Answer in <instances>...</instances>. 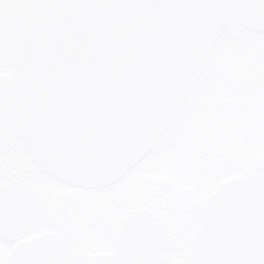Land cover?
I'll return each instance as SVG.
<instances>
[{
  "label": "water",
  "instance_id": "water-1",
  "mask_svg": "<svg viewBox=\"0 0 264 264\" xmlns=\"http://www.w3.org/2000/svg\"><path fill=\"white\" fill-rule=\"evenodd\" d=\"M228 18L226 0H30L16 72L0 73V158L20 138L60 180H119L169 128ZM40 194L0 185L6 264H164L167 224L148 206L121 221L113 251L93 253L67 227L28 236ZM180 264H264V176L219 183Z\"/></svg>",
  "mask_w": 264,
  "mask_h": 264
},
{
  "label": "rangeland",
  "instance_id": "rangeland-1",
  "mask_svg": "<svg viewBox=\"0 0 264 264\" xmlns=\"http://www.w3.org/2000/svg\"><path fill=\"white\" fill-rule=\"evenodd\" d=\"M29 1L0 0V73L16 71ZM226 6L227 24L195 88L154 148L122 179L98 188L64 182L34 162L22 139L2 156L0 185L19 176L41 189L38 217L29 236L59 227L58 221L66 225L65 206L54 207L69 190L84 191V202L71 211L80 219L79 245L91 251L112 250L121 219L134 205L156 206L153 190L164 180L173 184L177 198L193 206V213L170 215L169 231L175 240L163 253L164 264H173L193 247L204 203L224 177L236 172L264 176V0H226ZM246 76L254 77L258 85L248 89L243 83ZM222 133L224 140L215 146ZM196 148H229L230 155L224 165L215 164L217 156L214 163L204 164ZM51 217L56 221L51 222ZM12 246L0 239V264L7 263Z\"/></svg>",
  "mask_w": 264,
  "mask_h": 264
},
{
  "label": "flooded vegetation",
  "instance_id": "flooded-vegetation-1",
  "mask_svg": "<svg viewBox=\"0 0 264 264\" xmlns=\"http://www.w3.org/2000/svg\"><path fill=\"white\" fill-rule=\"evenodd\" d=\"M254 62H257V58H254ZM252 65L247 66V72L251 73L252 71ZM246 78H251L256 80L254 77L252 76H246L243 80V83L247 84V88L248 89H252V87H256L258 85V81L256 86H252L250 85L247 81ZM224 140V133H222L221 137H218L216 140H214L215 146H219V143L222 142ZM198 151H200V158L202 159L203 163L205 164L207 161L209 163H214V157L217 156L219 158L218 162H216L215 164L217 165H224V161L225 159H227V157L230 155L228 149H223V148H196ZM222 159V160H221ZM234 160V164H236V159L235 157L233 158ZM148 168V167H146ZM245 174H252V172H245V173H230L228 174L226 177H224L221 181H223L226 178L232 177V176H236V175H245ZM16 178H20L19 176H17ZM21 179V178H20ZM23 179V178H22ZM23 180H28L26 178H24ZM220 181V182H221ZM219 182V183H220ZM165 188H168V191H165ZM162 192V193H160ZM159 193L161 194L159 196ZM153 194L156 196L157 198V204L155 206V204H151V203H145V204H139V205H146L148 206L151 210L154 211V213L156 214H160L166 224H167V239L163 248V252L166 248H168V243L170 240H175L174 236H170V231H169V224L172 220V218L170 217L171 214L176 213V212H186V214L189 213H193V206L192 205H188L186 204L185 200L181 199V198H177V194H176V189L173 186L172 183L164 181L161 182V184L159 185V188L156 187L153 190ZM174 198L175 199V203L171 202V199ZM181 199V200H180ZM85 200V196H84V191H73V190H69L67 192V194H65V197L63 198H59V201L57 202L56 206L54 207V209L57 207V205H62L65 206L66 209V213L65 216L63 217L64 222H66V225H61L58 221V224L60 225L58 228H70L72 230V232L74 233V235L76 236V240H77V244L79 245L80 242V230L79 229V225H80V219L78 216H75V214H71V211H75L74 209H76L77 205L79 203L82 204V202H84ZM179 202H178V201ZM178 202V203H177ZM135 206V205H134ZM204 207V206H203ZM128 213V212H127ZM50 217V216H49ZM203 217V216H202ZM58 220V218H57ZM51 222H54L56 220H54L52 217L50 218ZM122 221V219H121ZM120 221V223H121ZM202 222V219H201ZM189 224H191V221H188ZM120 225V224H119ZM119 228V227H118ZM118 230V229H117ZM82 248V247H81ZM89 252H107V251H111V250H105V251H91V250H86ZM164 254V253H163ZM165 257V261H166V256ZM165 263V262H164ZM173 264H179V261H174Z\"/></svg>",
  "mask_w": 264,
  "mask_h": 264
}]
</instances>
